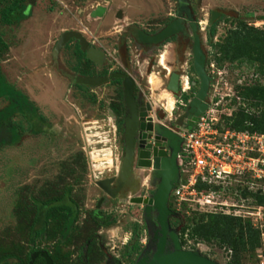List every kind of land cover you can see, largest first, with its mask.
<instances>
[{
    "label": "rangeland",
    "instance_id": "obj_1",
    "mask_svg": "<svg viewBox=\"0 0 264 264\" xmlns=\"http://www.w3.org/2000/svg\"><path fill=\"white\" fill-rule=\"evenodd\" d=\"M14 1L0 0V264H30L37 251H47L57 264H80L90 256L93 263L104 264L107 256L134 264L153 233L146 206L131 199L152 197L159 179L153 169L137 167V130L126 187L114 198L97 184L120 179L126 156L124 119L129 115L125 90L119 79L91 86L73 77H120L116 72L132 76L142 103L154 102L156 123L172 127L166 96L174 95L178 115L194 93L188 94V84L178 94L169 91L171 73L198 76L189 21L186 34L161 44H142L134 31L161 30L178 16L180 0H26L8 24L2 11ZM188 2L199 23L207 66L215 62L221 72L216 71L209 101L220 102L224 94L238 95L244 86L264 83L260 64L233 59V51L226 55L238 32L264 39V0ZM99 6L108 11L95 17ZM213 11L220 15L211 24ZM120 12L123 17L117 16ZM71 30L105 54L104 65L94 64L76 39L56 50L61 36ZM155 77L157 82L152 81ZM102 197L106 200L100 208ZM179 211L171 220L179 234L187 223H201L200 211ZM238 234L237 228L236 238ZM216 236L186 234L183 246L220 264H264L263 245L248 253L237 246L232 253L236 238L221 244ZM34 264L46 260L40 255Z\"/></svg>",
    "mask_w": 264,
    "mask_h": 264
},
{
    "label": "water",
    "instance_id": "obj_2",
    "mask_svg": "<svg viewBox=\"0 0 264 264\" xmlns=\"http://www.w3.org/2000/svg\"><path fill=\"white\" fill-rule=\"evenodd\" d=\"M106 13L107 7L99 6L93 11L92 15L100 17ZM219 15L220 12L218 11L212 12L211 24L215 22ZM187 21H189L193 32L194 69L200 80V87L188 102L185 112L172 127L154 122L146 109L142 110L140 114L141 122L138 124L135 80L132 76L120 75L124 78L125 98L129 108V115L125 119L126 156L120 174V179H123L111 177L101 179L97 184L112 197L118 195L119 190L125 185L124 178L133 166L136 132L139 129L138 143L140 151L138 164L142 168L153 169V174L159 179L158 187L152 197L137 196L131 199L134 203L146 206V218L150 222L153 233L150 245L134 264H220L197 250L185 249L179 232L171 225V217L177 213L170 206L171 194L181 177L179 153L182 150L183 137L179 134V131L185 123H187V126L194 125L198 117L209 108L207 99L213 81V77L209 75L206 69L207 54L203 49L199 23L194 18L188 0H180L178 16L161 30L150 34L140 28H135L134 34L142 44H161L180 33L186 34L188 31ZM71 39L80 42L82 50L86 52L88 58L97 63L103 62L105 54L91 46L87 38L79 31L65 32L59 39L56 50H61ZM73 78L79 84L91 86H98L109 80V77L101 76H75ZM167 88L175 94L180 91L179 73L173 72L171 74ZM132 121H134L133 124ZM148 139H153L154 143H148ZM113 183H116V188L112 186ZM104 201L105 197H102L98 206L100 207ZM154 213H156V222L154 221ZM40 255L45 258L46 264H55L52 256L47 251L35 252L30 264H34ZM119 262L121 263V261Z\"/></svg>",
    "mask_w": 264,
    "mask_h": 264
},
{
    "label": "built area",
    "instance_id": "obj_3",
    "mask_svg": "<svg viewBox=\"0 0 264 264\" xmlns=\"http://www.w3.org/2000/svg\"><path fill=\"white\" fill-rule=\"evenodd\" d=\"M207 67L214 81L216 71L221 72L215 62ZM213 81L211 84L215 85ZM239 83L243 84L242 79ZM235 97L238 103H235ZM241 107L250 113L255 110L236 93L224 94L220 102H210L194 125L184 124L181 128V177L170 202L173 201L178 210L187 203L201 212L248 219L260 230L261 245L264 246V205L242 193L245 189L264 193V133L229 126L227 117L233 116ZM199 184L207 188L200 189Z\"/></svg>",
    "mask_w": 264,
    "mask_h": 264
},
{
    "label": "trees",
    "instance_id": "obj_4",
    "mask_svg": "<svg viewBox=\"0 0 264 264\" xmlns=\"http://www.w3.org/2000/svg\"><path fill=\"white\" fill-rule=\"evenodd\" d=\"M25 1L26 0H15L13 3L7 6L4 11H2V15L6 23L13 24L14 13L21 8ZM214 31L215 30L213 29L212 32ZM230 51H233V59L238 58L242 60L250 58L255 61V63L260 64L264 70L263 38L260 39L259 37L253 36L252 34L243 35L242 32H238L234 41H232L230 46L227 48V56L230 55ZM237 96H241L243 100L250 102L248 105H250L251 108H254L255 110L250 113L241 107V109L236 111L233 116L227 117L229 126L238 130H250L252 132L264 133V83H259L257 81L253 85L244 86ZM234 100L237 102L238 99L235 97ZM257 111H259V113H257ZM198 188L203 189L207 187L205 185L199 184ZM242 193L246 196H253L258 204L264 205V193H254L246 189L243 190ZM170 206L172 209L177 211L179 215L181 214V212L177 210L173 201L170 202ZM187 207H189L187 203H184L182 206V208ZM64 208L72 210V208L68 206ZM192 210L194 211L193 215L199 213L198 210ZM174 218L176 217H171V220H174ZM200 218L201 223L196 224V219L193 218V222L195 224L191 225L190 223H187L181 228L180 234L183 245L186 242V234H189V236L194 238L202 235L207 239L217 235L216 237H219L221 244H229L236 238L235 231L237 228L239 234L237 236L238 238L234 240L235 244L230 247L232 253L237 246L241 247V245L245 253L254 252L262 244L260 230L256 229L252 222L248 219L224 213L209 212H201ZM229 264L236 263L231 261Z\"/></svg>",
    "mask_w": 264,
    "mask_h": 264
},
{
    "label": "flooded vegetation",
    "instance_id": "obj_5",
    "mask_svg": "<svg viewBox=\"0 0 264 264\" xmlns=\"http://www.w3.org/2000/svg\"><path fill=\"white\" fill-rule=\"evenodd\" d=\"M107 11H108V9H107ZM119 15H121V16H119ZM117 16L118 17H123V13H117ZM145 31V30H144ZM147 33H150L151 34V32H148V31H146ZM181 34V33H180ZM177 36V35H176ZM175 37V36H174ZM174 37H172V38H174ZM172 38H170V39H172ZM170 39H168L167 41H169ZM89 41V40H88ZM167 41H165V42H167ZM90 45L92 46V44L90 43ZM85 57H86V54H85ZM105 59H106V57L104 58V60H103V62H102V64L101 63H97L96 61H93V63L94 64H96V65H104L103 63H104V61H105ZM112 74H114V73H111L110 75H108V74H102V73H98V74H92V73H84L82 76H101V77H109V80L108 81H106L105 83H107V82H111V81H113L114 79H119V82H121L122 83V86H123V88H124V90H125V85H124V78L122 77V76H120V77H113V75ZM115 74H119V75H123V73H121V72H116ZM180 74V73H179ZM125 75V74H124ZM170 77H171V75H170ZM184 76L182 75V74H180V89H181V87L183 86V81H182V78H183ZM170 80V79H169ZM169 83V82H168ZM187 84H188V89H189V91H188V94H190V96L192 95V92L194 93L189 99H188V101H187V104H188V102L193 98V96L198 92V90H199V87H200V80H199V78H198V76H196V77H188V82H187ZM193 90H195V92L193 91ZM180 92V91H179ZM178 92V93H179ZM177 93V94H178ZM176 96V95H175ZM135 97H136V101H137V116H138V119H139V121H138V124H140V122H141V117H140V114H141V112H142V110L143 109H146L148 112H149V116L150 117H152L153 119H154V122H156L155 121V116L153 115V107H154V102H152V101H150V100H148V101H145V102H143L142 103V100H141V97H140V95H138L137 93H136V89H135ZM177 98H176V102H178V97H179V95L178 96H176ZM210 91H209V96H208V99H207V103H208V105H210ZM124 102H125V105H126V101H125V97H124ZM187 104H185V103H183V104H181V105H186V108H183V110H182V113H180V114H178L177 115V110L176 109H174V111L172 112V114L170 115V114H168V117H167V119H170V120H173V122H177L178 120H179V118H180V116L185 112V110L187 109ZM128 113H129V109L127 110V115H128ZM174 117H175V119H174ZM126 119V118H125ZM125 119H124V124H125ZM173 122H172V124H173ZM185 124H187V123H185ZM139 135H140V129H139ZM139 141V140H138ZM148 143H154V140L153 139H148ZM145 149H147V148H145ZM139 143H138V155H139ZM136 162H137V167H139V168H141L140 166H139V157L137 158V160H136ZM112 186L114 187V188H116L117 187V185H116V183H113L112 184ZM126 187V184L121 188V190H119V193H118V195L116 196V197H114V198H117L118 196H119V194L122 192V190L124 189ZM105 200H106V198H105ZM105 202V201H104ZM103 202V203H104ZM102 203V204H103ZM102 207V205L100 206V208ZM117 257H115L114 259H112L111 261H109L108 260V258H107V256L105 257V263L104 264H123L122 262L120 263L119 262V260L118 259H116ZM53 261H54V263L55 264H57L56 262H55V259H53ZM92 261H94L92 258H91V256H90V258L89 257H83V259H82V262L80 263V264H101V263H97V262H92Z\"/></svg>",
    "mask_w": 264,
    "mask_h": 264
},
{
    "label": "bare ground",
    "instance_id": "obj_6",
    "mask_svg": "<svg viewBox=\"0 0 264 264\" xmlns=\"http://www.w3.org/2000/svg\"><path fill=\"white\" fill-rule=\"evenodd\" d=\"M166 67V66H165ZM172 74V73H171ZM182 80L184 81L183 87L186 88V77L184 76L182 78ZM153 82H157V78H153L152 79ZM188 82V81H187ZM154 85V84H153ZM164 93V92H163ZM167 98V103L165 105V108L168 110V112H170V115L172 114V112L174 111L175 107V99H174V95L172 93L169 92V94L166 96ZM102 164V163H101ZM100 167V166H99Z\"/></svg>",
    "mask_w": 264,
    "mask_h": 264
}]
</instances>
